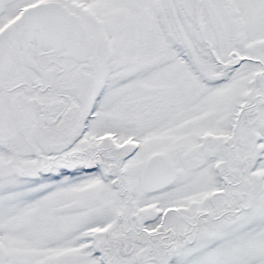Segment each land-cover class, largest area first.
I'll list each match as a JSON object with an SVG mask.
<instances>
[{
  "label": "snow or ice",
  "instance_id": "1",
  "mask_svg": "<svg viewBox=\"0 0 264 264\" xmlns=\"http://www.w3.org/2000/svg\"><path fill=\"white\" fill-rule=\"evenodd\" d=\"M0 264H264V0H0Z\"/></svg>",
  "mask_w": 264,
  "mask_h": 264
}]
</instances>
